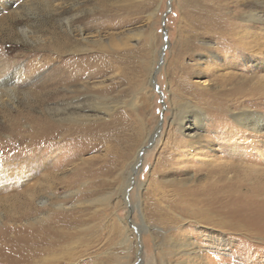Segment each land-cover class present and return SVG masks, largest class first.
<instances>
[{
	"label": "rangeland",
	"instance_id": "obj_1",
	"mask_svg": "<svg viewBox=\"0 0 264 264\" xmlns=\"http://www.w3.org/2000/svg\"><path fill=\"white\" fill-rule=\"evenodd\" d=\"M194 1L0 0V229L41 228L69 207L72 238L43 261L177 264L171 244L184 240L201 246L198 264H264V196L242 197L264 186V131L234 124L240 110L264 117V44L250 53L229 32L192 37ZM221 1L257 8L255 0ZM235 20L244 24L242 14ZM250 34L245 48L264 36L259 27ZM203 41L211 53L199 49ZM81 58L87 70L74 79L61 64ZM183 102L208 112L201 135L209 134L171 149ZM94 103L112 111L98 116ZM88 127L115 130L77 132ZM214 162L241 189L190 195Z\"/></svg>",
	"mask_w": 264,
	"mask_h": 264
},
{
	"label": "bare ground",
	"instance_id": "obj_2",
	"mask_svg": "<svg viewBox=\"0 0 264 264\" xmlns=\"http://www.w3.org/2000/svg\"><path fill=\"white\" fill-rule=\"evenodd\" d=\"M255 1L257 3V8H254L253 11H246L244 5L242 6L236 5L234 9H231L230 7L231 4L224 3L221 0H215L214 2L213 0H198V1L195 0L192 4L194 6L193 19H195L192 21V29H193V32L191 33L192 37L194 38L196 37L198 39L204 37L206 39L210 37L217 38L218 36H222V35L224 37L225 34L229 32L231 35H229L226 38L228 39L229 42L231 41L235 44L238 43L239 47H237V50L246 49L250 53L257 52L260 46L264 44V42L263 43L260 42L261 40L264 39V36H259V34H254L255 37L254 40L252 39V43H251L254 45H251L250 47H246V48H245V46L247 45L246 43H249L251 41L247 42L244 41L243 39L244 37H247L246 35H248V38H252L250 36L251 35L250 32H252L253 29H257L258 27L260 28L261 32L264 35V0H255ZM224 10H228L226 12H232V15L229 18L224 17V15H226L225 12H223ZM238 14H242L244 24H240L236 22L235 19L237 18ZM241 28H244L242 32L240 31ZM198 29L203 31V34H197ZM190 43L191 42L187 40L184 46L188 50H191V48L187 45ZM199 49L207 53L212 52L211 47H208L204 41L201 47H199ZM201 60L203 59H200V61ZM86 62H87V58L86 59L81 58V60H77L76 62L75 61L71 62L70 60L62 61L61 65L63 68L66 67L67 69H70V72L74 75V77H76L74 79H77V77L80 76L82 77L83 76L82 74L86 72L87 70V68L85 67V65L87 64ZM68 81L69 83L71 82V80ZM69 104L76 107L77 109H82V110L85 109L82 107L81 103L75 102L74 100L70 101ZM102 104L94 103L93 105H91L92 107L89 108L94 109L93 112L97 113V115L98 114L108 115V113L112 111V108L107 103H104L103 106ZM208 116L209 114L207 111H204L201 107L194 105L193 102L192 103L183 102L181 106H178L175 110V114H174L175 119H173L171 124L172 131L169 132V140L166 142L165 146L168 147V145L171 144L173 145V146H169L171 147V149L172 147L175 148L176 146H182L183 148H188L187 144L189 143L188 142L189 140H193L196 137L199 138L208 137L209 133H206L205 136L201 135L202 134L201 132L203 130L205 131L206 129L205 127L206 125L204 122L208 118ZM190 120L192 121L193 127L188 123ZM72 121L78 122L81 121V118L74 117L71 118V122ZM234 124L238 126L240 131L243 130L250 131L253 132L254 134H259V135H262L264 131V117L257 115L256 113L248 112L245 110H240L239 112L234 114ZM114 130L115 127L113 129L107 128L105 130L102 129L99 131L97 129L95 130L91 127H88L87 129H79L77 132L84 133L86 135L102 137V136H106L109 132ZM57 133L58 132H56V134ZM52 135L54 136V134ZM159 135L160 134L158 132L151 135L150 136L151 142H153L155 138L157 139ZM174 135L177 136L176 139H174L175 138ZM140 152H142V150ZM185 154L186 153H181L179 151L175 152V155L179 156L180 158H185L186 156ZM137 165L138 162L134 164L131 168L134 177H132V175L130 176V182L135 180V176L137 174L136 172ZM212 165H213V171L205 175L206 181L204 185L199 184L200 186L194 188V190L189 193L190 195L191 193L193 194L197 193L199 197L202 195H206L207 189L210 190L211 193H218L220 191L227 189H237V190L241 189L242 187L241 185L236 183L232 184V182L227 180L228 174L224 163L214 162L212 163ZM95 177L96 176H94V178ZM247 193L248 194H246V196L242 195V197L246 198L248 197V195H250L251 197L264 196V186H257L251 189V191ZM68 208H66L64 205H60L58 208H56L57 213L55 215L53 214L55 217L54 218L51 217L52 218L51 222L46 226L43 225V227L41 228L31 227L27 229L25 227L19 228L18 226L17 227L7 226L4 229L1 227L2 229H0V247L5 252L6 259H0V264H37L41 259H42L41 261H43L45 257L55 253V251L58 250V248L62 247L63 244H66V242H68L72 238V234L69 232V226H71L73 218L71 217L70 210ZM42 209H44V207L41 208L40 210ZM63 211L66 212L64 213ZM32 212H33L32 209L25 212L23 210V212L20 215L18 214L19 216L17 215L18 217L16 218V222H21L29 219ZM142 217H143V222L145 223L146 220L144 215H142ZM10 234H14L15 237L12 239L11 237H9ZM128 239L129 238H127V240ZM96 241H99V239ZM171 246L175 249V255L180 256V258L177 260V264H182V262L185 261V258L186 260L193 261L195 264L196 263L198 264L199 260L202 259L201 246L199 244H196V242L192 243L184 240L181 242L174 241L171 244ZM58 263H59L58 259H56V260L43 261L41 264H58ZM94 264H105V262L102 260V258H98Z\"/></svg>",
	"mask_w": 264,
	"mask_h": 264
}]
</instances>
